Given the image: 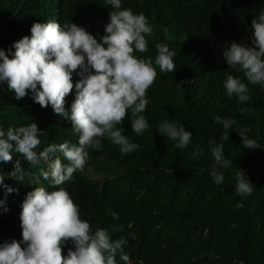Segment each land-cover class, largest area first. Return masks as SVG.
<instances>
[{
	"label": "trees",
	"instance_id": "obj_1",
	"mask_svg": "<svg viewBox=\"0 0 264 264\" xmlns=\"http://www.w3.org/2000/svg\"><path fill=\"white\" fill-rule=\"evenodd\" d=\"M122 8L142 12L154 29L146 37L148 51L134 54L154 61L155 44L166 43L175 51L176 70L163 73L157 68L142 113L148 129L136 135L130 117L120 125L139 147L125 155L104 139L99 150H89L84 172L74 173L63 187L93 231L124 225L112 238L127 237L124 250L130 264H264V89L249 84L251 98L244 104L229 98L223 87L226 74L244 77L228 68L222 55L232 41L251 45V22L264 0H122ZM110 11L103 0H0V49L7 53L15 41L31 34L33 23L48 20L72 21L102 36ZM77 80L74 74V84ZM74 98L75 87L65 97L66 109ZM217 115L234 120V128L248 129L260 146L244 148L235 130L224 141L222 126L214 121ZM165 119L192 132L189 147L180 150L158 132L157 123ZM32 121L42 132L38 150L50 143H77L69 119L51 106L42 108L30 94L17 100L6 83L0 85V127ZM209 139L222 143L226 158L233 161L219 185L210 176ZM193 145L203 148L204 155L193 158ZM17 160L26 170L23 182L7 175ZM40 167L46 165L33 168L17 153L12 161L0 162L4 183L13 188L6 193L0 186V200L7 208L0 207V242L22 239V202L28 192L46 184ZM238 168L254 184L250 196L235 193ZM112 212L119 218L113 219ZM117 262L124 264L118 256Z\"/></svg>",
	"mask_w": 264,
	"mask_h": 264
},
{
	"label": "clouds",
	"instance_id": "obj_2",
	"mask_svg": "<svg viewBox=\"0 0 264 264\" xmlns=\"http://www.w3.org/2000/svg\"><path fill=\"white\" fill-rule=\"evenodd\" d=\"M103 5L110 6L111 11L102 36L93 35L72 21L61 24L48 20L33 23L31 34L15 41L7 53L0 49V85L6 83L7 90L14 91L17 100L30 94L42 108L51 106L54 113L71 121L72 132L78 138L76 144L50 143L38 150L42 132L36 122L0 127V162L12 161L13 154L17 153L33 168L46 165V168L40 167L46 184L28 192L22 202L19 214L22 239L0 242V264H118L117 256L124 264H130L124 250L127 237L112 238L113 233L124 231V225L93 231L63 185L72 180L74 173L84 172L89 150H99L104 139L110 140L125 155L139 147L124 134L120 125L130 117L132 132L138 136L149 128L142 115L148 104L146 92L155 81L157 68L163 73L176 70L175 51L166 43H156L154 61L151 57L136 56L134 53L148 51L146 37L153 35L152 25L142 12L122 8V0H103ZM250 27L251 45L232 41L222 51L228 68L244 77L226 74L223 80L226 95L235 96L241 104L251 98L249 84L264 89V8L255 14ZM164 32L167 38L166 28ZM74 74L79 76L75 84ZM73 87L75 98L70 109H66L65 97ZM214 121L222 126L224 141L235 130L244 148L260 146L250 138L248 129L234 128V120L217 115ZM156 129L180 150L192 144V132L183 124L165 119L157 123ZM208 144L212 158L210 176L219 185L224 180V170L233 161L226 158L222 143L209 139ZM190 155L203 156L204 149L193 145ZM7 175L23 182L26 170L17 160ZM4 180V175H0V186L11 193L13 188ZM253 185L245 170L238 168L235 193L250 196ZM5 203L0 200V207L7 211ZM111 215L113 219L119 218L116 212ZM128 235L135 239L133 233ZM68 244L73 247L62 255V249Z\"/></svg>",
	"mask_w": 264,
	"mask_h": 264
}]
</instances>
